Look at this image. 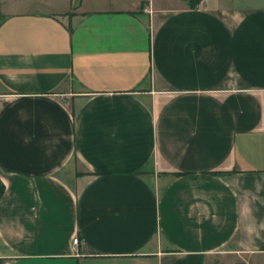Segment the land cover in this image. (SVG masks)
<instances>
[{
	"label": "crops",
	"instance_id": "crops-1",
	"mask_svg": "<svg viewBox=\"0 0 264 264\" xmlns=\"http://www.w3.org/2000/svg\"><path fill=\"white\" fill-rule=\"evenodd\" d=\"M233 1H1L0 264H264V5Z\"/></svg>",
	"mask_w": 264,
	"mask_h": 264
},
{
	"label": "rangeland",
	"instance_id": "rangeland-1",
	"mask_svg": "<svg viewBox=\"0 0 264 264\" xmlns=\"http://www.w3.org/2000/svg\"><path fill=\"white\" fill-rule=\"evenodd\" d=\"M1 1L0 0V5H1ZM166 1V0H165ZM188 1V5L190 7H193L196 5V2L192 1V0H187ZM234 3H240V4H244V5H264V0H234ZM165 3H169V2H165ZM5 16L3 15V12H1V7H0V23L4 20ZM213 264V263H212Z\"/></svg>",
	"mask_w": 264,
	"mask_h": 264
},
{
	"label": "trees",
	"instance_id": "trees-1",
	"mask_svg": "<svg viewBox=\"0 0 264 264\" xmlns=\"http://www.w3.org/2000/svg\"><path fill=\"white\" fill-rule=\"evenodd\" d=\"M192 1L196 2V4H197V3H199L200 0H192ZM195 6H196V5H195ZM195 6H193V7H195ZM0 24H1V23H0ZM4 190H5V187H4V185L0 182V199H1V197L3 196Z\"/></svg>",
	"mask_w": 264,
	"mask_h": 264
},
{
	"label": "built area",
	"instance_id": "built-area-1",
	"mask_svg": "<svg viewBox=\"0 0 264 264\" xmlns=\"http://www.w3.org/2000/svg\"><path fill=\"white\" fill-rule=\"evenodd\" d=\"M73 245L74 247L78 248L80 245H81V241L79 239V237H76L74 240H73Z\"/></svg>",
	"mask_w": 264,
	"mask_h": 264
}]
</instances>
